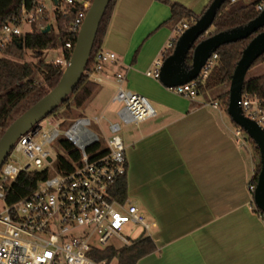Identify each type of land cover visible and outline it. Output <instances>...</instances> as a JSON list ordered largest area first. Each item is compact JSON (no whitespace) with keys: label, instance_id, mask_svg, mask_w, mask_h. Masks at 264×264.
Listing matches in <instances>:
<instances>
[{"label":"crops","instance_id":"0c3cea01","mask_svg":"<svg viewBox=\"0 0 264 264\" xmlns=\"http://www.w3.org/2000/svg\"><path fill=\"white\" fill-rule=\"evenodd\" d=\"M211 1L116 0L102 40L101 49L116 55L105 76L123 73L124 88L155 111L121 135L127 200L151 224L145 237L155 246L136 264H264V224L249 191L251 145L235 142L236 126L223 106L209 105L216 100L209 91L190 101L145 75L173 36L169 3L200 16ZM115 91L106 81L90 98L107 131L121 109L113 108Z\"/></svg>","mask_w":264,"mask_h":264},{"label":"built area","instance_id":"2783aa9c","mask_svg":"<svg viewBox=\"0 0 264 264\" xmlns=\"http://www.w3.org/2000/svg\"><path fill=\"white\" fill-rule=\"evenodd\" d=\"M51 5L62 17L77 9L76 17L71 23L69 33L76 35L90 6L91 0H59ZM235 0H231L234 3ZM61 3L66 8L60 10ZM264 9V0L258 4L257 11ZM55 22V18L53 19ZM195 20L180 21L172 30V38L166 44L159 58L153 62L150 70L145 72L149 78L159 81V72L163 61L173 51L178 38L193 25ZM46 0H35L30 10L22 7L17 20L7 22L0 29V58L4 48L13 40L20 38L33 30L43 31L52 26ZM28 25L30 31L23 33L22 25ZM208 31L200 38L210 36ZM66 52L73 49L70 43L65 45ZM71 54V53H70ZM55 59L52 63L65 68L67 61ZM116 61V55L100 49L94 56L92 65L85 70L86 78L102 85L109 81L115 86L113 101L120 104L118 122L108 125L109 136L106 138V153L103 156L90 159L86 149L99 142L98 136L89 130L90 119L79 118L64 132L63 138L80 152V160L74 170L60 172L56 169L53 177L40 182L36 190L20 201L7 205L6 192L21 172L48 170L53 162L47 144H53L60 138L59 127L44 125V121L34 131L20 137L13 149L0 167V200L4 206L0 212V264H111L106 260L97 261V252L106 248L119 249L130 246L138 239L145 237L151 228L145 215L136 205L127 199L118 202L110 197L112 184L121 176L126 175L127 161L125 146L119 135L122 125H138L155 116V111L149 101L136 93L124 88L125 75L115 73L107 78L105 66ZM219 62V56L213 53L205 62L197 78L191 82L172 88H167L174 95L195 100L201 93L213 70ZM214 109H219L217 100L209 103ZM239 106L244 117L254 121L264 132V99L255 95L242 93ZM101 118H93L99 125ZM235 142L239 147L248 150L249 138L239 127L233 132ZM15 152H21L27 159L23 166H15L11 158ZM51 158L48 162L47 159ZM47 168L42 169L43 165ZM251 179L255 176V161L252 163ZM256 185L249 184L251 198ZM252 207L264 224V212ZM130 227L129 235L123 232ZM135 228L140 229L137 238L130 237ZM111 240L121 246L111 244Z\"/></svg>","mask_w":264,"mask_h":264},{"label":"trees","instance_id":"16d2710c","mask_svg":"<svg viewBox=\"0 0 264 264\" xmlns=\"http://www.w3.org/2000/svg\"><path fill=\"white\" fill-rule=\"evenodd\" d=\"M238 1L239 0H235L234 3H231V0H227L222 5L213 21L212 25L214 30L212 34L243 26L260 13L257 11V6L263 0L255 1L246 6L238 5ZM34 2L35 0H0V29L7 22L17 20L21 14L22 7L28 10L32 9L34 7ZM115 2L116 0H111L105 10L85 70L89 69L95 54L101 49L102 40L109 24ZM169 6L171 10L170 21H173L174 24H177L181 20L188 21L191 19L197 20L199 18V16H195L192 12L177 3H169ZM75 11L77 12V9L71 10L68 16L62 17L59 11L56 10L55 23L57 30L60 32L59 36L54 35L53 28H51L48 33L33 30L31 33H26L20 38L13 40L4 48V56L0 58V137L16 118L56 86L61 77L62 70L59 67L44 62L42 54L48 50L56 49L57 46L60 45L62 51L66 53L65 60L68 62L71 52H66L65 45L70 43L73 47L76 40V35L68 32L71 23L76 17ZM260 31H264V28ZM253 36L254 35L235 43L223 45L217 49L216 54L219 56V62L208 78L205 86L200 88V93L211 91L220 85H226L230 82L231 75L241 57L242 51ZM24 50L34 52L39 58L35 66L27 63H19L8 58V56H10L20 59L22 58V52ZM263 61L264 54L259 57L251 67ZM185 65L187 68L191 65V52L186 57ZM36 73L41 76L42 82H36ZM97 88L98 85L90 82L86 76L83 75L71 95L51 114L57 112L61 106H65L68 112H71L73 109L81 108L83 104L91 98ZM242 93L255 95L264 99V74L245 80ZM216 100L226 111L228 105V91L217 96ZM58 143L66 152V156H58L56 158V169L60 172H70L74 170L76 164L79 162L80 152L64 138L60 139ZM249 143L255 152V156L253 155L255 161L256 156L259 158V151L251 139H249ZM86 153L92 160L95 157L103 156L106 153V149L105 147L102 148L101 144L98 142L86 149ZM259 170L260 163H256L255 161V176L251 179L250 184L256 185ZM47 178V170L21 172L6 192L5 203L7 205H12L29 196L36 190L38 184ZM110 197L118 202H124L127 199L126 175L119 177L112 184ZM154 249L155 246L152 240L149 237H142L130 246H124L117 250L106 248L103 251L97 252L94 258L97 261L106 260L108 263L136 264L139 259L153 252Z\"/></svg>","mask_w":264,"mask_h":264},{"label":"water","instance_id":"95a60500","mask_svg":"<svg viewBox=\"0 0 264 264\" xmlns=\"http://www.w3.org/2000/svg\"><path fill=\"white\" fill-rule=\"evenodd\" d=\"M111 0H92L79 28L68 63L63 69L56 86L44 97L16 118L0 137V167L8 157L17 140L30 131L56 110L71 95L80 82L87 67L95 36L102 17ZM227 0H212L204 12L178 38L172 53L165 58L159 72V82L165 88L185 85L200 73L206 60L223 45L235 43L254 35L242 51L231 75L228 89V105L226 113L230 120L251 139L259 151L260 170L253 193V203L264 212V132L258 125L242 114L239 106L245 76L252 64L264 54V9L250 22L205 39L200 38L212 26L222 5ZM57 5L59 0H53ZM47 26L43 33H48ZM191 52V65L185 60ZM48 162L51 158L47 159Z\"/></svg>","mask_w":264,"mask_h":264},{"label":"rangeland","instance_id":"374dc122","mask_svg":"<svg viewBox=\"0 0 264 264\" xmlns=\"http://www.w3.org/2000/svg\"><path fill=\"white\" fill-rule=\"evenodd\" d=\"M255 1L258 0H239L238 1V5L241 6H246L249 5ZM46 5H47V10L49 11L50 14V20L52 21V26H53V32L55 36H59L60 32L57 30L56 27V23L53 21V19L55 18V15H53L54 13V7L51 5L49 0H46ZM64 8H66V6L61 3V8L60 10H64ZM22 32L26 33L28 31H30V27L26 24L22 25ZM214 28L213 25L209 28L208 32L212 34ZM62 57H64V52L62 51V49L60 48V45L57 46L56 49L53 50H48L46 52H44L42 54V59L44 60V62L52 64L53 65V61L55 59H62ZM9 59L13 60V61H17L19 63H27L29 65L35 66L38 61L39 58L36 56V54L32 51L29 50H24L22 52V58L17 59L14 57H10L8 56ZM41 59V58H40ZM55 66V65H53ZM58 67V66H56ZM60 68V67H59ZM61 70L63 71V68H61ZM264 74V61L260 62L259 64L251 67L245 76V80L248 79H252L258 76H261ZM35 80L36 82H42L41 76L38 75L37 73L35 74ZM229 89V83L226 85H220L214 89H212L211 91H209V94L211 97L216 98L217 96L225 93L226 91H228ZM90 99L87 100L83 106L79 109H73L71 112H68L65 108V106H61L59 108V110L57 112H55L54 114H51L49 116H47V118H45L44 121V125L49 124V127H54L56 124H60L59 127V131H60V139H63V132L73 123L75 122L77 119L79 118H85V119H90L91 120V124L89 125V130H91L92 132H94L98 138H99V143L101 144V147H105L106 145V138H108L109 133L107 131V124L106 121H101L99 125H95L93 122V115H95L96 112L93 106H90ZM120 107L117 103L114 104L113 108H117ZM98 115V114H97ZM110 116H113L112 113H108L106 114V118H110ZM227 119H230L229 116L226 114ZM123 127L124 125H122V129L119 133V135L121 136L123 134ZM54 142L53 144H47L44 146V149L46 151L49 152L51 158L53 159V162L51 163V165L47 168V166L44 164L42 166V169L47 168L48 170V178H51L54 176L55 172H56V158L58 156H66V152L63 150V148L59 145L58 141ZM252 154L255 156V152L252 149ZM12 160H13V164L17 167L19 166H23L26 162L27 159L24 157V155L21 152H15L12 154L11 156ZM255 161L256 163H259V158H257V156L255 157ZM4 206V203L2 200H0V212L2 211ZM129 230L130 227H125L123 232L127 235H129ZM140 233V229L139 228H135L134 234H132L130 237L132 238H137L138 235ZM111 244H114L116 246H121L120 243H118L115 240H111L110 242ZM111 264H115L114 262H112Z\"/></svg>","mask_w":264,"mask_h":264}]
</instances>
